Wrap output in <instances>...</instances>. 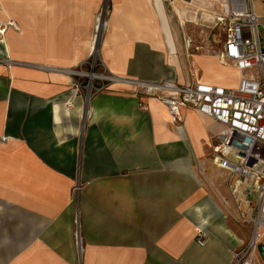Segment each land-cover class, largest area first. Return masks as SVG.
<instances>
[{"label":"crops","instance_id":"0c3cea01","mask_svg":"<svg viewBox=\"0 0 264 264\" xmlns=\"http://www.w3.org/2000/svg\"><path fill=\"white\" fill-rule=\"evenodd\" d=\"M180 1L0 0V24L12 22V69L4 62L0 72V140L9 147L0 153V264H228L235 246L214 228H228L226 174L210 159L222 125L191 108L172 121L157 98L124 81L92 91L84 107L86 76L61 70L83 71L94 57L100 73L117 78L212 77L211 57L193 52L180 30L182 58L169 62L172 16L184 25L190 14L180 15ZM182 62L180 80L170 73ZM232 75L207 82L234 85ZM57 143L72 150L59 155ZM203 218L212 239L199 246Z\"/></svg>","mask_w":264,"mask_h":264},{"label":"built area","instance_id":"2783aa9c","mask_svg":"<svg viewBox=\"0 0 264 264\" xmlns=\"http://www.w3.org/2000/svg\"><path fill=\"white\" fill-rule=\"evenodd\" d=\"M262 4L264 7V0ZM218 8L212 12L211 23L223 34L219 60L238 72L234 85L203 80L187 84L174 80L152 82L102 73L89 78L74 68L70 73L89 78V96L109 82L124 81L146 97L157 98L167 107L172 121H180L181 108H191L222 125L215 135L210 159L229 175L230 198L240 223L249 226L251 232L245 245L231 251L228 264H257L258 245H264V13H256L253 0H223ZM7 60L0 58V63ZM250 68L259 76L244 77V70ZM93 80L102 83L95 87ZM195 233V243L203 246L208 232L198 229Z\"/></svg>","mask_w":264,"mask_h":264},{"label":"rangeland","instance_id":"374dc122","mask_svg":"<svg viewBox=\"0 0 264 264\" xmlns=\"http://www.w3.org/2000/svg\"><path fill=\"white\" fill-rule=\"evenodd\" d=\"M187 1H191V0H185ZM223 0H204V2L202 3L200 0H198V2L196 1L195 4H193L192 6H187L190 9L193 8H197L199 9L201 6L203 9H200V11H197V13L195 14L194 17V21L192 23H185L184 25H182V23L180 22L179 18L175 15V19H176V23L179 25V30L180 33L182 35V40L184 41V44H189L191 45L192 43L197 45V49H201V47H203V52L206 54L207 57H211V62L212 64H214L215 66L217 65L219 56V50L221 48V44H222V38H223V34L222 31L219 29H215L213 27V24L211 23V15L212 12H216L217 10L219 11L218 5L220 2H222ZM180 7H177V9H181L182 3H180ZM253 4L255 7V11L257 14H263L264 13V7L262 4V0H253ZM175 7L172 8V10H176ZM185 17V16H184ZM5 27V29L7 28V26L5 24H0V27ZM190 34L191 36V40L187 39V34ZM186 34V35H185ZM264 44V43H263ZM192 49V48H191ZM192 50L193 52H196L198 50ZM202 50V49H201ZM189 52H191V50H189ZM189 59L190 57L187 56ZM2 59V57H0ZM89 63H86L83 65V68L85 72L90 73V71H94L96 74H100V64L98 63V60H95L94 57H90L89 59ZM1 65H6V63H0ZM93 65V67H91ZM7 66V65H6ZM39 73V71H34ZM210 75V74H209ZM222 75V74H221ZM250 75L256 76L258 77L259 74L257 73V71L255 69L250 68L249 70H244L243 72V76L248 78L250 77ZM224 76L228 79H230L231 81L234 79L233 75L231 72H224ZM237 78V75L235 77V79ZM89 82V78L88 77H84L81 80V89L83 92V98L85 99L87 96H89V92H87V83ZM94 86H99L101 82V80H93ZM3 143H6L4 140H0V153L1 154H7L9 153V147L7 145H3ZM223 171V170H222ZM225 172V171H224ZM226 174V179L224 180V187L222 189V193L224 194V197L227 201H225L229 206H226L227 210V222H228V228L237 236L239 237L242 242L241 244H238L237 246H235V248H238V246H242L245 245L248 240H249V236H250V227L244 224H241L238 218V215L236 213L233 201L230 198L229 195V191H228V185H227V180L229 178V175L225 172ZM75 176H71V180L74 181ZM77 184V183H76ZM78 187V186H77ZM78 190V188H77ZM77 190L75 187L74 190V196L75 198H77ZM223 207V206H222ZM225 208V207H223ZM74 236H75V247L78 248L81 246V236H80V230H81V223L79 220V216L76 214L74 215ZM209 238V234L208 237ZM255 262L257 264H264L261 261V258L259 256V252L256 253L255 255Z\"/></svg>","mask_w":264,"mask_h":264},{"label":"bare ground","instance_id":"6f19581e","mask_svg":"<svg viewBox=\"0 0 264 264\" xmlns=\"http://www.w3.org/2000/svg\"><path fill=\"white\" fill-rule=\"evenodd\" d=\"M177 1H180V0H177ZM198 2V0H191V1H180L183 3V7L181 8L182 10L180 11V15L181 16H184V14L186 12H190V14L187 16L185 20V23H192L194 21V17H195V14L197 13V11H200V9H203L202 6L197 9V8H193V9H190L189 7L187 6H192L193 4H195V2ZM202 3L204 2V0H200ZM212 1H215V0H212ZM204 10V9H203ZM205 12V10H204ZM10 24L12 22H9ZM6 23L5 24H9ZM1 24H4V23H1ZM172 29L170 27H168V31L166 33V39H167V42L169 44V53H170V56H169V62H175L176 63V60L181 57L182 58V51H181V37L179 35V25L176 23L175 21V15L172 16ZM5 28L2 29L0 27V51L4 53V58H7L8 56V46H6V42H5ZM173 49L175 50H178V53L177 54H174L173 53ZM179 55V56H178ZM7 66H8V63H7ZM9 69H12L11 66H8ZM38 68H47L48 70H53L55 71V67L53 66H41V67H38ZM5 67L3 65L0 64V72H3L5 71ZM60 69V68H59ZM63 71H66V72H70V70H73V69H61ZM235 71L234 69H231L230 67H228V65H225L223 64V62L221 60L218 59V62H217V65L215 66L214 64H209L207 67H206V70L205 72L212 75V77L210 78H205L204 80L205 81H214L215 79H217L218 77H220V75L224 72H233ZM83 75H86V76H89V78H95L97 77L98 75L93 72V71H90V73H87V72H84L82 71L81 72ZM171 76H174V74H176L179 79L181 80L183 77L184 78H187L188 77V73H187V68H186V65L184 64V62H182V66L181 68H177L176 70H174V73H170ZM166 78H168L166 76ZM88 103H89V97L87 96L85 99H84V107H87L88 106ZM57 149H60V154L61 155V152H70L72 150V146L70 145V143H60V144H56L55 145ZM204 222H202L201 224L197 225L195 228H194V231L198 230V229H203V226L206 224V222H209L207 220V218H203ZM204 223V224H203ZM215 230L219 233H224L228 239L232 242V244L234 246H237L238 244H241L242 240L237 237L233 232H231L227 227L224 226L223 223H218L215 225ZM211 236L210 238H208V240L206 241V243H209L211 241ZM209 262H212V264H225V261H222V258L220 259H217L215 261L213 260H210V261H203L202 264H210Z\"/></svg>","mask_w":264,"mask_h":264},{"label":"water","instance_id":"95a60500","mask_svg":"<svg viewBox=\"0 0 264 264\" xmlns=\"http://www.w3.org/2000/svg\"><path fill=\"white\" fill-rule=\"evenodd\" d=\"M258 247L259 256L261 258L262 263H264V245L259 244Z\"/></svg>","mask_w":264,"mask_h":264}]
</instances>
